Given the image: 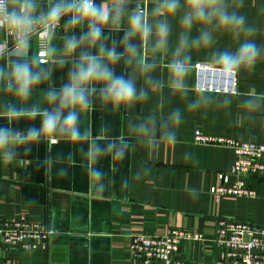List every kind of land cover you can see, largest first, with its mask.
<instances>
[{"label":"clouds","instance_id":"clouds-1","mask_svg":"<svg viewBox=\"0 0 264 264\" xmlns=\"http://www.w3.org/2000/svg\"><path fill=\"white\" fill-rule=\"evenodd\" d=\"M248 3L0 0V165L20 162L21 153L27 156L42 142L63 143L70 150L46 157L40 162L45 170L66 177L79 155L90 190L103 196L117 164L138 148L155 157L164 146L177 145L186 112L211 108L231 115L235 105L234 122L242 127L264 118V91L224 87L264 61V2L255 20L243 11ZM201 53V74L215 83L194 91L193 56ZM65 66L66 79L56 87L53 74ZM177 100L183 108L172 107ZM150 102L142 115L125 116L115 136L109 125L93 135L84 123L93 111L123 115ZM20 121L31 126L21 131ZM104 160L111 162L108 172L97 167ZM133 176L150 180L151 164L141 163ZM130 182L122 177L121 188Z\"/></svg>","mask_w":264,"mask_h":264},{"label":"crops","instance_id":"crops-1","mask_svg":"<svg viewBox=\"0 0 264 264\" xmlns=\"http://www.w3.org/2000/svg\"><path fill=\"white\" fill-rule=\"evenodd\" d=\"M264 0H249L243 9L250 20L257 19V6ZM264 21V17L259 18ZM117 35H122L117 34ZM196 66L205 54H194ZM195 66L189 86L194 91L205 83ZM68 66L54 72L52 83L59 87L66 79ZM120 72V68H117ZM235 88L242 92L264 91V61L239 74ZM201 84V85H199ZM227 86V84H225ZM43 87V86H42ZM35 99V97H34ZM153 104L138 106L130 113L110 114L93 111L85 124L93 135L102 125H109L110 134L120 133L127 115L137 117L150 110ZM172 107H184L174 101ZM233 114L214 109L185 113L178 131V143L164 146L155 157L142 149L117 164L112 187L103 196L94 194L88 185L85 170L77 164L66 177H58L55 169L47 172L40 163L49 155L67 154L63 143L50 146L40 143L30 154L21 153L20 162L0 165V222L23 219L29 224L43 223L51 231L46 249L35 251H5L0 264H141L139 256L129 250L135 235L164 236L171 231L201 235V240H183L177 259L191 264H214L221 257L214 243L218 221L244 222L264 226V180L253 179L254 198L214 197L209 191L217 185L220 173H229L234 156L231 149L194 142V132L202 135L229 138L240 142L264 144V118L247 127L234 122ZM5 123L0 120V125ZM37 126L39 118L34 122ZM29 126L20 121L16 127L24 131ZM187 153V157L185 156ZM141 163H150L153 176L136 182L133 173ZM111 162L101 161L97 167L109 171ZM129 176L127 190L121 188L122 177ZM196 194L191 195L190 189Z\"/></svg>","mask_w":264,"mask_h":264},{"label":"built area","instance_id":"built-area-1","mask_svg":"<svg viewBox=\"0 0 264 264\" xmlns=\"http://www.w3.org/2000/svg\"><path fill=\"white\" fill-rule=\"evenodd\" d=\"M197 69H201L198 64ZM201 85V84H199ZM235 88V82L224 85ZM194 142L226 147L232 150L234 161L229 173L218 175L217 185L211 187L214 197L254 198L253 179L264 180V144L240 142L234 139L202 135L194 132ZM52 231L41 223L29 224L23 219L0 222V250H44ZM199 234L171 231L164 236L135 235L129 250L139 256L141 264H191L177 259L183 240H201ZM214 243L220 259L214 264H264V226L220 219L216 225Z\"/></svg>","mask_w":264,"mask_h":264},{"label":"water","instance_id":"water-1","mask_svg":"<svg viewBox=\"0 0 264 264\" xmlns=\"http://www.w3.org/2000/svg\"><path fill=\"white\" fill-rule=\"evenodd\" d=\"M202 69L199 70V75L202 76ZM215 83L214 81H212V84ZM17 252V249H11L10 252ZM10 254H6L5 251L0 250V257H5V256H9Z\"/></svg>","mask_w":264,"mask_h":264}]
</instances>
